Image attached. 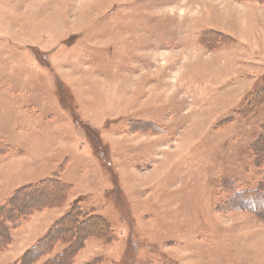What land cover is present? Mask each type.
<instances>
[{
	"label": "rangeland",
	"instance_id": "374dc122",
	"mask_svg": "<svg viewBox=\"0 0 264 264\" xmlns=\"http://www.w3.org/2000/svg\"><path fill=\"white\" fill-rule=\"evenodd\" d=\"M258 151L264 0H0V264L66 251L77 207L116 240L66 264H264V203L219 204Z\"/></svg>",
	"mask_w": 264,
	"mask_h": 264
},
{
	"label": "trees",
	"instance_id": "16d2710c",
	"mask_svg": "<svg viewBox=\"0 0 264 264\" xmlns=\"http://www.w3.org/2000/svg\"><path fill=\"white\" fill-rule=\"evenodd\" d=\"M152 125V124H151ZM156 128L157 125H153ZM258 143V141H257ZM257 145V144H256ZM6 149V148H5ZM260 150V149H258ZM258 158V160H257ZM257 158L255 156V161L256 163L260 164V167L262 168V172L259 175V177H261V180H259L257 182V184L255 186H250V184L242 187V185L238 184L236 180H224L221 184V189L223 192H231V195L228 199H224L220 201V205H222V208L225 209L227 208V210H233L234 213L237 212H248L246 211L244 208L242 209L241 206L238 204L241 202L244 203L242 200L247 198V196H254L257 195L258 197L256 198L257 200H260L261 202L264 203V151H258L257 154ZM51 183H55V189L58 191H62V194L64 193L65 195H68L69 189L68 186L66 184H64L60 178L58 176H55L53 178L48 179L47 181L42 182L41 184H30V185H26L24 187V189L27 191L28 189L30 191L33 192V194H37V196H40V193L42 188L45 185H49ZM227 183V185L225 184ZM225 184V185H224ZM58 191V192H59ZM61 193V192H59ZM44 194V193H42ZM62 197V195H55V199H58L59 197ZM246 201L249 200V198L245 199ZM76 205H78V202H75ZM259 202L254 200L253 203H250L252 208V212L253 213H257L259 209H263L264 207L260 206L258 204ZM245 204V203H244ZM257 205V206H256ZM36 206H34L33 208H35ZM76 207V206H75ZM74 207V208H75ZM255 207V208H254ZM80 208V207H79ZM78 207L75 210L74 215L71 218V221L74 223L75 220H77V218L79 219V222L75 225L77 226H82L85 228V232H80L79 235L75 236L74 235V239L72 240V243L66 245L67 249L66 251H63L62 253L57 254L54 258H52V260L48 263H52V264H66L67 260L69 259V263L73 262V259L69 258L71 255H73V253L75 254L76 252H79L81 249L86 247L87 244V240L91 239V238H96L99 239L94 233H97L101 236L102 240L104 241V243H107L106 241L110 242H115L114 240H116V236L114 233L113 228L104 220L102 219L100 216L97 215H91L88 216V214L86 215L85 213L81 212V209H79ZM221 208V207H220ZM26 211H24V209L21 207V205H15L13 207V215H10V220L8 218H6L7 222H9V224H7V228L9 227V237H11V232L13 231L12 228H10V226H12V224L15 223L16 226H21L23 224V222L26 220L27 218V213H25ZM263 213V211L261 212ZM4 216L1 215L0 218H3ZM4 219V218H3ZM95 220L93 221L94 223H90L91 220ZM4 221V220H2ZM259 222L261 224H264V219L259 218ZM90 223V224H88ZM95 227V230L97 229V231H95L94 233L90 230L93 229ZM87 231V232H86ZM86 236V237H85ZM0 237L4 238L7 237V233H6V229L4 228V226L2 225V227H0ZM85 237V239H84ZM47 238L48 235L46 234L42 239H41V244L43 245H39V246H45L46 242H47ZM87 239V240H86ZM61 240V239H60ZM63 240V239H62ZM68 240V239H67ZM12 241V239H11ZM72 247V248H71ZM75 252H71L72 250ZM34 253H36L37 256H41L42 255V251L40 250H36Z\"/></svg>",
	"mask_w": 264,
	"mask_h": 264
},
{
	"label": "bare ground",
	"instance_id": "6f19581e",
	"mask_svg": "<svg viewBox=\"0 0 264 264\" xmlns=\"http://www.w3.org/2000/svg\"><path fill=\"white\" fill-rule=\"evenodd\" d=\"M44 204V203H43Z\"/></svg>",
	"mask_w": 264,
	"mask_h": 264
}]
</instances>
